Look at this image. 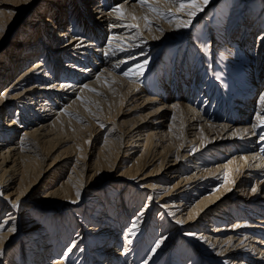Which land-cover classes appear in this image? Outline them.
<instances>
[{
	"label": "bare ground",
	"instance_id": "6f19581e",
	"mask_svg": "<svg viewBox=\"0 0 264 264\" xmlns=\"http://www.w3.org/2000/svg\"><path fill=\"white\" fill-rule=\"evenodd\" d=\"M239 3L224 27L231 0L178 28L188 10L164 0L177 20L137 0H0L11 8L0 9V53L13 22L27 33L0 61V264H158L162 253L165 264H264V127H252L264 118V0L236 22ZM189 39L177 67L147 83L166 45ZM236 51L252 68L232 100L207 62Z\"/></svg>",
	"mask_w": 264,
	"mask_h": 264
},
{
	"label": "rangeland",
	"instance_id": "374dc122",
	"mask_svg": "<svg viewBox=\"0 0 264 264\" xmlns=\"http://www.w3.org/2000/svg\"><path fill=\"white\" fill-rule=\"evenodd\" d=\"M234 2H235V0H231V5H229L227 8H226V6L223 7V9L226 8V9H224L225 10V14L223 15L224 18L222 19L223 27L228 22V17H229V15L231 13L230 8L232 6H234V5H232V3H234ZM246 2L251 3V0H240V3L237 5V8H236L235 12L233 13V17L232 18L234 19V21L237 22L238 19H240V18L244 17L246 14H248L250 8H248V6L245 5ZM0 9H11V8L9 6H7V5H4V6L0 5ZM213 9L218 10L219 6L217 5V6L213 7ZM206 14L207 13H205V15L201 17L200 22L204 23L203 18L206 16ZM211 14L212 13L210 12V15ZM215 14L216 13H214L213 15H215ZM239 23L240 22H238L237 25ZM23 25H24V23H22V22H19L18 24L16 22H13L12 27L9 30V31H11L12 34L10 35V37H7L6 40L4 41V42H8L10 40V38H13V44L9 45L8 48H6V50H4L3 52L0 53V55H1L0 56V61L6 59L7 56H9L11 52L19 53V52L23 51V49L21 47V44L23 43V40H25V37L27 35V33L21 34L20 31H19V29H21V27ZM192 33H193L192 36H194L195 35V31H193ZM199 33H201V32H199ZM14 36H15V38H14ZM194 41L195 40H193V39H189L187 41L183 40V41H179V42L177 41L176 43L167 44L166 48L164 50H162L161 53L157 56L155 62L151 65L149 71L147 72L148 76L146 78H144V79H146L147 83L151 82V81L154 82L155 78H158V76L161 75L160 73L167 72V70H170L172 67H177L176 64L179 62V58L181 56L180 55L181 49L184 50V48L186 46H193V42ZM204 41H205V43L207 42L206 39ZM15 42H17V43L15 44ZM234 54H235V60L236 61L235 60H231L229 58H226V56L223 57V56H220L219 54H215L214 57H213V60H211V62L208 61L207 63H209V66H211L213 68V70H214V76L213 77L215 79V83L221 85V82H222L224 84H228L229 87H231L232 84L234 85L232 90H233V92L235 91L236 94H235V98H233L232 100H237V98L240 96V91H242V90H243V92L245 91V88L242 89L241 86H237V85L242 82V80L244 79L246 73L249 72V70L252 67L251 66H247V64H245V63H242V64L238 63V61H240V60L241 61H245L247 59V57L244 55V52L236 51ZM2 56H5V58L2 57ZM121 58H122V56L119 57V59H121ZM124 58L127 59L126 57L123 56V59ZM252 59L254 60L253 56H252ZM35 60H36V58L31 60V61H35ZM130 64L131 63H126V66H128ZM195 65H196V61L194 60V58H191L192 69H193V66H195ZM117 68H123V65H121V66L119 65V67H117ZM22 70L23 69H21L20 71H22ZM118 71H119V73L122 72L120 70H118ZM145 85H146V82L143 84V86H145ZM263 85H264V83H263ZM202 86H203V88L206 86V81L202 83ZM223 92H225V89L223 90ZM258 96H259V92L258 93L256 92L253 95V98L254 99H258ZM202 101H204V99ZM201 103L203 104L204 102H201ZM213 104H214V100H213L212 105L210 107H212ZM226 104L227 103H225V105ZM149 106L150 105L146 106V108H148ZM206 156H209V155L207 154ZM89 160H90V157H89ZM145 202H146V199H144L142 201V204H144ZM157 221H158V223H160L159 220H157ZM20 240H21V238L18 237L15 240V243L13 245L16 244V246H19ZM179 244H174L175 248L173 249V252L170 253V256H175L180 251V247L181 246ZM181 250H183V248H181ZM183 254H184V257H185L184 258V262H185L188 259V252L187 253H183ZM165 259H166V253L165 254L162 253L160 255V257H159V262L157 261V263L158 264H165V262H166ZM167 264H169V263H167Z\"/></svg>",
	"mask_w": 264,
	"mask_h": 264
},
{
	"label": "snow or ice",
	"instance_id": "6c2138e0",
	"mask_svg": "<svg viewBox=\"0 0 264 264\" xmlns=\"http://www.w3.org/2000/svg\"><path fill=\"white\" fill-rule=\"evenodd\" d=\"M137 3L141 6L147 9V11L153 13L155 16L168 20L169 22H173L175 20H177L175 13L171 12V11H165L164 9L156 6V4L159 3V0H154V2H149V0H137ZM164 3H168V4H174L180 11H186V15L189 17V19L187 20H180L177 24V27H183V28H187L190 27L192 24V19L201 11H203L204 7L208 5L209 0H164ZM113 12L116 13L117 18L120 20H124L125 19V13H124V9H123V5H119L116 6L112 9ZM133 20L136 19L135 16L132 17ZM143 19L146 21V27L151 30V24L152 21L148 18V16H144ZM128 28H137L138 29V25L137 24H126L125 25ZM159 31H163V29H158ZM137 35H139V33H137ZM111 43V41H110ZM147 63V61H145L144 64H138L136 65V68H129L127 71H125L123 73L124 76L129 77L130 73H132L133 71L137 72V74H141L143 71V68L145 67V64ZM97 79H99V77H97ZM87 85H84V88H87ZM90 91H94V89H89ZM260 103L262 106H264V96L260 97ZM66 111V110H65ZM71 115V114H69ZM77 119H81L80 117H76ZM257 120L259 121V124H253L252 127L255 129L257 127H264V118H262L259 114H257ZM101 127H103V125H101ZM262 140H264V136L261 137ZM252 192H255L256 189L252 188L251 189ZM77 197L79 198L80 196V192L79 190H77L76 192ZM73 203H75V201H72ZM16 205H14L15 207ZM144 212L141 211L138 214L137 217V222L132 224V227L128 229V234L130 236H135L136 235V231H134V229H138V224L140 221V218L143 217ZM177 223H180V221H177ZM11 231H15V228H11ZM128 243H131V240L128 241ZM163 243V240H160L156 243L155 247L152 248V254H155V251L157 248L160 247V245ZM75 246V245H73ZM68 251H71V248L68 249ZM82 251V249H81ZM3 253L0 252V255H2ZM151 257H149L148 259H150ZM144 264H147V261L144 262Z\"/></svg>",
	"mask_w": 264,
	"mask_h": 264
}]
</instances>
